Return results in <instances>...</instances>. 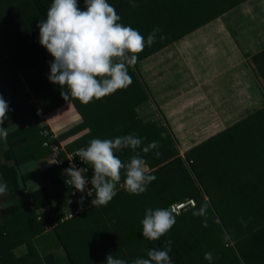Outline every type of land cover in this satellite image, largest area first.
Wrapping results in <instances>:
<instances>
[{
    "label": "crops",
    "instance_id": "crops-1",
    "mask_svg": "<svg viewBox=\"0 0 264 264\" xmlns=\"http://www.w3.org/2000/svg\"><path fill=\"white\" fill-rule=\"evenodd\" d=\"M41 19L30 0L15 1L0 13V42L16 69L12 81L18 85L14 90L5 84V100L9 108L16 102L21 105L4 121L9 130L6 141L0 139V170L5 166L15 171L12 176L0 171V182L6 176L11 185L18 184L16 190L0 195V224L3 209L15 207L27 213L33 208L30 192L47 186L51 201L33 214L38 220L45 217L47 223L34 243L42 255L49 253L46 249L52 243L50 252H57L56 264H70L53 229L60 212L52 211L56 206L63 212L70 209V189L62 169L53 165L43 145L41 130L52 127L61 143L71 149L86 147L93 138L113 139L130 133L146 138L141 148L158 141L159 147L147 153L137 149L151 170L171 159L170 136L183 155L205 137L264 105V0H246L222 14L214 27H208L207 35V27L194 31L181 43L139 60L128 67L130 86L87 105L71 96L63 99L61 91L66 86L61 89L49 81L53 57L39 44L36 25ZM220 22L224 27L219 30ZM223 29L227 33L223 40L232 46L227 49L220 40ZM38 106L45 114L43 119L34 115ZM189 117L196 123L186 121ZM195 136L199 138L193 140ZM116 154L127 161L133 152L126 148ZM122 183L123 175L116 189ZM26 252V244L14 250L17 257Z\"/></svg>",
    "mask_w": 264,
    "mask_h": 264
},
{
    "label": "trees",
    "instance_id": "trees-1",
    "mask_svg": "<svg viewBox=\"0 0 264 264\" xmlns=\"http://www.w3.org/2000/svg\"><path fill=\"white\" fill-rule=\"evenodd\" d=\"M15 1L18 0H0V13ZM30 1L42 19H46L53 0ZM244 1L107 0L121 17L119 22L137 29L145 39L153 29H160L156 42L138 54L137 62L174 42L181 43L194 31L214 27L222 14ZM78 5L81 10L85 9L84 0H78ZM219 33L224 48L232 47L223 40L227 37L226 30ZM14 73L16 69L0 42V95L4 99L7 96L5 84L10 83L14 90L18 87L12 81ZM20 106L16 102L10 107L7 118ZM67 149L72 150L69 146ZM170 150L171 159L151 170L156 179L144 193L133 195L124 188L116 189L117 195L107 206L89 208L63 222L66 211L63 212L61 206L52 209L60 212L53 229L70 264H106L109 253L131 264L138 257L147 258L149 249H162L167 240L172 241L169 255L174 264H210L204 254H217L215 242L220 243V240H215L218 237L208 223L209 218L222 225L224 239L221 241L225 246L233 240L250 264H264V105L205 137L183 155L170 136ZM1 167L0 171L7 176L15 173L13 168ZM3 182L7 190L18 188V184L11 185L6 176ZM29 195L33 208L27 213L18 212L19 208L15 207L3 209L1 264H56L55 253L42 255L34 243V237L45 230L47 220L45 217L38 220V215L33 214L51 201V189L43 186ZM188 198H193L196 205L174 215L176 223L166 235L155 241L142 236L141 220L147 208H168ZM204 205H207L204 215L193 214ZM208 210H212L213 216ZM21 244H26L27 252L17 257L14 250ZM214 263L213 259L211 264Z\"/></svg>",
    "mask_w": 264,
    "mask_h": 264
},
{
    "label": "clouds",
    "instance_id": "clouds-1",
    "mask_svg": "<svg viewBox=\"0 0 264 264\" xmlns=\"http://www.w3.org/2000/svg\"><path fill=\"white\" fill-rule=\"evenodd\" d=\"M84 4L85 9L81 10L78 0H53L46 19H41L36 27L39 29V44L53 57L49 62V81L61 89L66 86L67 90L61 91L63 99L68 100L71 96L87 105L94 99L100 100L132 84L128 67L137 63L138 54L146 46L156 42V33L160 29H153L145 39L137 29L119 22L121 17L107 0H84ZM132 6L136 5L133 3ZM9 111L8 102L0 95V139L5 141L9 130L3 124ZM143 139L146 138L135 133L113 139L93 138L86 147L76 150V157L92 168L90 180L85 176L87 168L77 167L72 160L64 169V174L70 177L69 183L82 194L77 201L81 209L87 198L83 194L89 183L95 189L91 200L93 207L107 206L117 195L116 186L122 175L121 187L129 194L140 195L147 191L156 177L151 174L141 151L147 153L156 149L159 142L152 141L141 148ZM126 148L131 149L133 154L123 161L116 153ZM156 155L160 153L157 151ZM6 191L7 184L0 182V195L6 194ZM87 196H93L90 189ZM206 207L202 206L193 214L204 215ZM175 223L176 218L169 208H147L141 220L142 236L150 241L159 240ZM171 244L172 241L167 240L162 249H149L147 258L138 257L131 264H174L169 255ZM204 259L211 264L213 253L205 252ZM105 262L128 264L112 253L106 256Z\"/></svg>",
    "mask_w": 264,
    "mask_h": 264
},
{
    "label": "built area",
    "instance_id": "built-area-1",
    "mask_svg": "<svg viewBox=\"0 0 264 264\" xmlns=\"http://www.w3.org/2000/svg\"><path fill=\"white\" fill-rule=\"evenodd\" d=\"M32 102L35 104V100L32 99ZM36 105V104H35ZM35 115L38 119H43L45 117V114L43 110L38 106L35 108ZM42 135L44 136V142L43 145L50 150V157L52 159L53 165L61 168L63 173L64 169H66L69 166V161L72 160V163H74L77 167L87 168V171L85 172V176L90 180L91 174H92V168L91 165H85L83 162L80 161L79 157H76V150L81 148H75L72 150H69L66 148L65 145L61 143L59 140V136L55 132V130L50 126H45L42 131ZM53 140H57L58 142L54 143ZM65 180L66 184L68 185L70 189L71 199H70V209H68L62 218V222L66 221L68 219L73 218L76 215H79L86 211L89 208H93L91 205V200L94 198L95 195V189L91 188V184L89 183L86 187L85 195L87 198L85 199L84 206L81 209V207L78 205L77 201L79 200L80 196L82 195L80 192H78L72 185L69 183L70 177H68L66 174ZM90 189L93 193V196H87V190ZM74 193V194H73ZM196 201L193 198H188L185 201L175 202L172 203L168 208L171 210L173 215H179L183 211L188 210L190 207L195 206Z\"/></svg>",
    "mask_w": 264,
    "mask_h": 264
},
{
    "label": "rangeland",
    "instance_id": "rangeland-1",
    "mask_svg": "<svg viewBox=\"0 0 264 264\" xmlns=\"http://www.w3.org/2000/svg\"><path fill=\"white\" fill-rule=\"evenodd\" d=\"M223 23L220 22L219 24V30L224 27L222 25ZM213 31V29L209 28V34H211V32ZM208 34V27H207V31H206V35ZM204 35V34H203ZM200 36V34L197 36V40L199 41L200 39L198 38ZM206 40V39H205ZM170 55V54H167V56ZM166 56V57H167ZM241 119V118H240ZM186 121H188L189 123L190 122H193L192 124H195L196 123V120L193 118V117H189V119H186ZM198 129V128H197ZM201 136V135H200ZM204 135H202L201 137H203ZM199 137H193V140H197ZM192 140V139H191ZM209 211V215L210 216H213V213H212V210H208ZM210 222H208L210 224L211 227H214L213 231L214 233L217 235V237L219 238H215V240H220V243L218 242H215L217 243V254H213V259L215 261L214 264H250L249 263V259L245 256V254L243 253V251L238 248V246H236V244L234 243L233 240H230L228 243L230 245H226L225 246V243L224 241H221L224 239V235L221 233V229H220V226L222 225H218V223H213L211 221V219L209 218L208 219ZM54 236V234H52ZM53 241H55V243L57 242L56 239H55V236H54V239ZM204 242V241H203ZM54 243V242H53ZM54 245L51 243V246L50 248L46 249V250H49L48 252L52 251ZM45 250V249H43ZM62 252L64 253V250L61 248ZM55 252V251H54ZM53 252V253H54ZM57 254V252H55ZM59 253V252H58ZM55 254V255H56ZM205 261V260H204ZM204 263V262H203Z\"/></svg>",
    "mask_w": 264,
    "mask_h": 264
}]
</instances>
